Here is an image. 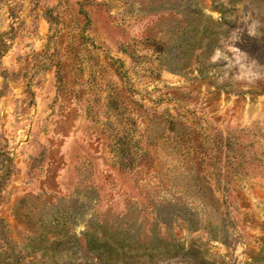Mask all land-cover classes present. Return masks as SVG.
Wrapping results in <instances>:
<instances>
[{
  "label": "rangeland",
  "instance_id": "obj_1",
  "mask_svg": "<svg viewBox=\"0 0 264 264\" xmlns=\"http://www.w3.org/2000/svg\"><path fill=\"white\" fill-rule=\"evenodd\" d=\"M0 264H264V0H0Z\"/></svg>",
  "mask_w": 264,
  "mask_h": 264
},
{
  "label": "trees",
  "instance_id": "obj_2",
  "mask_svg": "<svg viewBox=\"0 0 264 264\" xmlns=\"http://www.w3.org/2000/svg\"><path fill=\"white\" fill-rule=\"evenodd\" d=\"M91 243H92V245H93V244L95 243V241H92V240H91ZM93 247H94V246H93ZM97 257H98L99 259H101V258H100V256H97ZM103 259H105V260H106V259H107V257H106V258H103Z\"/></svg>",
  "mask_w": 264,
  "mask_h": 264
}]
</instances>
